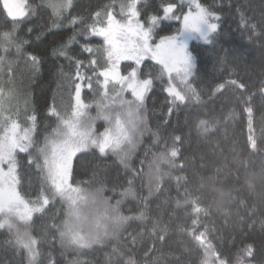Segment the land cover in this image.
Masks as SVG:
<instances>
[{"label":"snow or ice","instance_id":"1","mask_svg":"<svg viewBox=\"0 0 264 264\" xmlns=\"http://www.w3.org/2000/svg\"><path fill=\"white\" fill-rule=\"evenodd\" d=\"M0 3L7 26V30L0 31V229L7 233V244L13 252L19 250L26 255L27 264H45V259L48 264H57L41 251L47 232L65 247L88 250L101 245L110 248L109 264H159V260L153 258L155 244L148 246L145 242L138 249L137 233L129 229L133 224L137 229L143 228L145 233L151 229L155 240L164 241L173 226L169 222L171 214L183 211L191 221V228L187 222L178 227L189 237L188 252L197 257L193 264H256L258 250L254 243L241 241L237 247L233 242L231 248L227 242L213 244L209 239L211 230L200 223L202 218L212 214V197L202 188L205 174L220 184L222 162L227 159L202 158L199 166L193 163L190 169L188 164L192 162L183 160L177 146L183 144V138L176 136L169 145L159 130L152 131L146 115L145 99L157 79L167 84L164 91L171 97L172 106L201 102L195 79L197 57L190 43L215 42L221 19L217 12L201 0H188L187 10H184L183 0L179 5L176 0H165L157 14L142 23L140 0H120L119 3L112 0L97 10L90 17L93 22L87 24L72 16L74 0H45L43 7L50 10L52 28H59L61 23L58 22L63 20L73 26L86 24L83 33L100 37L102 44L93 49L85 36L82 51L93 57L87 65L78 58L73 60L70 55L71 44L83 33H74L67 40L61 38L53 49L58 56L73 62L77 71L71 82V103L64 109L55 102L49 106V116L55 117L54 126L50 124L44 129L46 134L41 142L37 117L27 114L26 96V120L21 119V93L14 87L26 43L17 35L16 25L23 23L34 11L27 0H0ZM167 20L179 21L180 27L170 34L160 35L155 29ZM256 27L252 26L253 34ZM260 27L264 34V25ZM97 52L99 56L95 55ZM146 60L153 61L158 69L153 67L145 72ZM122 61H132L135 66L126 65L125 74L121 71ZM27 62L35 67L39 58L28 54ZM84 67L91 75L81 74L80 69ZM229 83L244 95L246 85L243 82L231 80ZM224 88L225 85L220 84L216 91ZM85 89L91 93L90 103L82 96ZM261 91L264 93V89ZM251 99L249 96L244 100L248 106L242 110V118L247 116L250 132L253 125ZM172 106L168 108L169 115ZM93 108L95 115H92ZM98 120L104 121L100 125L103 131L98 130ZM214 127L201 120L197 130L207 138ZM248 139L250 147L256 150V140L252 136ZM161 145L163 150H160ZM154 148L157 150L153 151ZM21 153L27 154L25 165L18 159ZM90 154L96 159L114 158L113 163L123 167L125 175L131 177L126 181L127 186L120 185L122 191L117 193L115 187L108 188L104 181L95 178L78 181L75 178L77 165L82 157L86 159ZM24 167L34 168L40 177L39 186L31 194L22 187L20 172ZM229 180L238 187L230 196L223 215L230 216L234 204L247 214L252 204L248 199H239V170ZM165 187L174 190L176 197L168 196L167 210L162 215V205L157 202ZM248 187L253 185L249 183ZM57 204L60 205L59 213L50 216ZM164 215L169 216V221H165ZM46 218L52 223L45 222L38 232L37 221ZM261 225L264 228V221Z\"/></svg>","mask_w":264,"mask_h":264},{"label":"trees","instance_id":"2","mask_svg":"<svg viewBox=\"0 0 264 264\" xmlns=\"http://www.w3.org/2000/svg\"><path fill=\"white\" fill-rule=\"evenodd\" d=\"M27 2L34 14L23 23L16 25L17 35L26 43L23 46L24 59L20 60L16 70L14 87L21 93L19 98L21 119L26 120L24 115V96H26L27 114L36 115L37 132L42 142L46 134L44 129L50 124L54 126L55 117L49 116V106L55 102L58 107L64 109L71 103V82L75 79L77 71L73 62L58 56L53 49L61 38L67 40L74 33H83L86 24L77 23L73 26L68 20H63L58 22L61 23L59 28H52L50 10H45L43 7L45 0H27ZM111 2L112 0H74L72 16H77L87 24H91L93 21L90 17ZM119 2L120 0H117V3ZM164 2L165 0H140L141 19L146 21L150 15L157 14ZM201 3L216 11L221 17L220 31L213 44L190 43L197 57L195 79L197 90L201 93V102L197 104L191 101L187 105L172 106L171 97L164 91L167 84L157 79L153 90L145 99L146 115L152 131L159 130L161 137L169 145L174 137L183 138V144L177 146L181 149L183 160L192 162L188 164L190 169L193 163L199 166L202 158L221 161L227 159L222 162V171L218 177L220 184L214 183L205 174L202 188L212 197L210 201L212 214L202 218L200 223L211 230L209 239L213 244L223 245L227 242L228 248H231L233 242L237 247L240 246L241 241L254 243L258 250L256 264H260L264 261V228L261 225L264 221V93L261 91L264 89V34H261L260 27L264 25V0H201ZM5 20L6 15L0 3V31L7 30ZM253 25L257 26L255 34L252 33ZM178 28V21L167 20L158 25L155 31L163 35ZM85 36L93 49L100 47L102 40L100 37L83 33L77 35L76 42L71 44L70 55L73 56V60L78 58L87 65L88 60L93 57L82 51L86 42ZM28 54L39 58L38 65L34 67L27 62ZM95 55L99 56L100 53L97 52ZM144 63L147 65L145 72L153 67L157 69L159 67L151 60H146ZM123 64L132 63L127 61ZM80 72L82 75H91L87 67L81 68ZM231 80L246 85L243 96L240 94L241 90L229 83ZM220 84H224L225 88L216 91ZM82 96L86 102H91V93H88L87 89ZM249 96L252 98L250 106L253 108L251 132L248 128L247 116L244 115L242 118V110L248 106L244 104V100ZM170 106L173 107L171 115L168 113ZM91 111L92 115H95V108ZM201 120L215 125L213 133L207 138L200 135L197 130ZM96 124L98 130L103 131L100 125L104 124V121L98 120ZM249 136L256 140V150L250 147ZM146 145L147 140H145ZM160 150H163V145ZM26 155L21 153L18 156L22 165L26 164ZM140 158L142 159L143 156L141 155ZM113 159H96L91 154L86 159L82 157L77 165L75 178L78 181L93 178L104 181L108 188L115 187L116 192L119 193L122 191L120 185L126 187V181L131 177L126 176L123 167H117ZM237 170L241 179L239 199L250 200L252 207L245 214L241 207L234 204L230 209L232 214L225 217L223 214L230 203L229 198L238 187L229 180V177H234ZM20 175L23 190L31 194L39 186L40 177L36 170L24 167ZM249 183L253 187L249 188ZM172 184L175 186L174 180ZM146 192L145 189V194ZM169 195L174 198L176 192L169 191L165 187L157 202L162 205L160 209L162 215L167 210L166 201ZM153 207L155 208V205ZM59 211L60 205L57 204L49 215L57 214ZM253 211L255 215H252ZM163 218L169 221L168 215H164ZM45 222L52 223L47 218L45 221H37L38 232ZM169 222L173 226L164 241L155 240L151 235V229L145 233L143 228L137 229L135 224L129 232L137 233L138 249L145 242L148 246L155 244L153 258L158 259L159 264H193L197 257L188 252L189 237L185 236L178 227L187 222L188 227L191 228V221L187 220L186 213L178 211L171 214ZM7 240V233L0 229V264H27L26 255H22L19 250L14 253L8 246ZM109 250L110 248L101 245L88 250L65 247L58 238L54 239L47 232L41 249L45 257H51L57 264H109ZM140 254H143L142 251ZM45 264H48L47 259Z\"/></svg>","mask_w":264,"mask_h":264},{"label":"rangeland","instance_id":"3","mask_svg":"<svg viewBox=\"0 0 264 264\" xmlns=\"http://www.w3.org/2000/svg\"><path fill=\"white\" fill-rule=\"evenodd\" d=\"M176 3L179 5V4H181V0H176ZM187 4H188V0H183V6H184V10H187ZM118 10V9H117ZM152 15H155V14H152ZM152 15H150L149 17H151ZM160 15H162V13L160 14ZM149 17L146 19V21H148V19H149ZM146 21H143L142 19H141V22L142 23H144V22H146ZM179 22V21H178ZM179 27H180V22H179ZM172 33V32H171ZM168 34H170V33H168ZM163 35H167V34H163ZM102 40V39H101ZM123 62L124 63H127V61H122L121 62V71L122 72H125V68H126V65L127 64H123ZM132 64H133V66H135L134 65V62H132V61H130ZM123 66H125V67H123ZM125 74H126V72H125ZM167 87V86H166ZM129 98H130V96H129Z\"/></svg>","mask_w":264,"mask_h":264}]
</instances>
